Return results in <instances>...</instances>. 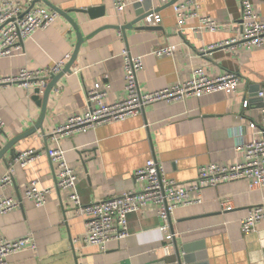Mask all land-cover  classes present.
Listing matches in <instances>:
<instances>
[{
    "label": "crops",
    "instance_id": "crops-1",
    "mask_svg": "<svg viewBox=\"0 0 264 264\" xmlns=\"http://www.w3.org/2000/svg\"><path fill=\"white\" fill-rule=\"evenodd\" d=\"M26 1V7H31L35 0ZM48 1L67 12L68 18L58 14L49 27L23 40L22 53L0 57V75H16L22 67L43 69L67 53L72 55L77 37L69 18L84 40L71 71L61 76L50 92L42 121L44 134L38 130L18 140L4 155L6 160H0V178L13 168L10 182L0 185V197L19 202L0 214V237L28 235L36 245L8 256L6 264H179L176 245L179 249L184 245L196 248L191 252L193 262L187 264H264V219L248 234L240 226L250 207L264 203V186L251 188L247 179L205 187L199 203L175 209L167 222L174 234L168 253L163 249L161 220L153 204L129 214L128 237L111 241L102 250L73 241L83 237L85 223L72 207L69 190L52 188L39 207L23 196L31 180L43 187L55 185L57 170L47 155V149L55 146L64 150L67 163L76 172L77 191L84 204L141 190L144 181L137 180L135 173L150 158L163 167L168 178L184 185L196 177L202 165L241 161L245 145L258 136L248 123L259 121L264 106V51L236 44L209 49L240 37L241 0H202L198 17L189 18L179 31L172 5L158 0H151L157 10L149 28H142L148 25L141 20L124 31L115 27L135 18L133 5L142 0H132L122 12L114 10L112 0ZM180 1L184 0L174 3ZM250 1L264 19V0ZM34 5L52 10L41 1ZM200 17L216 19L222 26L216 32L198 30ZM166 45L172 46L171 55L153 54ZM124 48L142 57V69L137 73L142 92L187 80L197 67L210 76L237 73L241 83L233 94L214 92L177 102L158 101L122 121L52 141L47 135L54 128L69 116L88 111L86 90L95 83L106 88L108 103L124 96ZM33 96L32 89L0 85L4 123L0 148L39 120L41 107ZM27 150L40 157L26 166L11 165L15 156ZM224 199L231 202L230 210H222L220 201Z\"/></svg>",
    "mask_w": 264,
    "mask_h": 264
},
{
    "label": "built area",
    "instance_id": "built-area-1",
    "mask_svg": "<svg viewBox=\"0 0 264 264\" xmlns=\"http://www.w3.org/2000/svg\"><path fill=\"white\" fill-rule=\"evenodd\" d=\"M160 4H167L172 0H158ZM202 0H184L171 4L177 18L179 31L185 22L192 17H198L197 8ZM26 0H0V57H13L22 53L23 40L35 31L46 29L58 17V13L44 5L26 7ZM132 4V0H112L116 12H122ZM240 26L241 35L225 43L211 45L209 49L220 45H233L247 49L260 48L264 51V19L255 11L250 0H241ZM154 13L144 17L143 22L150 26ZM221 23L211 17H200L198 30L216 32ZM172 46L158 47L153 51L157 57L171 55ZM124 59V96L114 102L105 101L107 91L100 83L86 90L88 111L73 114L66 121L54 128L47 136L58 142L63 135L73 132H86L100 124L122 121L137 115L145 106L158 102L183 101L188 97H200L214 92L233 94L241 83L237 73L226 72L221 75H208L202 68L197 67L187 80L168 85L158 90L142 92L137 82V73L142 69V57L130 53L127 48L122 49ZM71 57L65 54L58 61L43 69H27L22 67L16 75H0V85H14L38 89L42 94L49 79L60 73ZM77 71L74 70V73ZM262 95V92L259 93ZM244 102V107L247 106ZM4 123L0 118V133ZM248 127L253 131V139L243 148V159L232 165L209 163L198 168L197 175L187 184L168 178L161 165L153 159H148L144 166L136 171L135 177L144 181L139 191H126L114 197L98 202L84 204L77 191L78 176L67 163L64 150L59 146L47 149V155L55 165L56 182L53 187H43L36 180L27 183L23 196L31 200L35 206H42L52 192V188L69 190V200L75 211L84 217L85 233L82 238L73 239L88 246L105 249L111 241H120L129 235L128 215L142 210L149 204L157 208V215L161 220L159 230L163 234V249L168 253L169 245L174 234L168 229V220L175 209L201 201L200 193L205 187H213L224 182L247 179L251 188L264 186V106L260 108L259 121H250ZM40 156L32 150L19 153L13 158V164L26 166ZM12 166L8 173L0 178V185L10 182ZM192 194H195L192 196ZM19 205L11 197H0V214H4ZM222 210H230L228 199L220 201ZM264 219V203L254 205L248 209L241 219L242 232L248 234L253 231L259 221ZM35 249L36 245L30 236L15 239L0 237V264H6L7 257L24 249Z\"/></svg>",
    "mask_w": 264,
    "mask_h": 264
},
{
    "label": "water",
    "instance_id": "water-1",
    "mask_svg": "<svg viewBox=\"0 0 264 264\" xmlns=\"http://www.w3.org/2000/svg\"><path fill=\"white\" fill-rule=\"evenodd\" d=\"M41 1L43 3H45L46 5H48L53 11L57 12L58 14H61L64 17H67L68 14L67 12L62 11L61 9H59L58 7L52 5L48 0H35L32 3V6L38 2ZM175 2V0L170 1L169 3H167L168 5L173 4ZM31 6V7H32ZM134 7H136V16L133 20L129 21L128 23L122 25V26H116L115 28L117 29H121L122 31H124L126 28L131 29L133 27L136 26V24L138 22H140L141 20L144 19V17H146L147 15L155 12L157 9L152 8V1L151 0H142L140 2H137L133 5ZM142 7V8H141ZM141 8V9H140ZM88 12L91 13L92 9H88ZM68 18V17H67ZM71 23V25L73 26L75 32H76V37H77V41H76V45L74 47V51L69 59V61L66 63V65L64 66L63 70L58 73L57 75L52 76L45 89L43 90L42 94H39L38 89L34 90V96L33 99L36 102L37 105H40L41 107V114H40V118L39 120L35 123V125H33L30 129H28L27 131L17 135L16 137L10 139L8 142H6L2 148H0V160L5 161V157L4 155L8 152V150L20 139L25 138L29 135L34 134L35 132H37L38 130H40L42 132V134H44V129L42 128V121L44 119L45 116V112H46V103L48 100V97L50 95V92L52 91L53 87L56 85L58 79L63 76L65 73H69L71 71V66L73 65L75 58L77 56L78 50L80 45L82 44L84 38L81 36V33L78 29V26L76 25V23L72 20V19H68ZM141 28V27H140ZM142 28H149V26H142ZM196 249V248H195ZM193 246L191 245H184L183 247H181L180 249L177 247L176 245V258L179 264H182V262L184 263H192L195 256L194 254H191L192 251L195 250Z\"/></svg>",
    "mask_w": 264,
    "mask_h": 264
}]
</instances>
